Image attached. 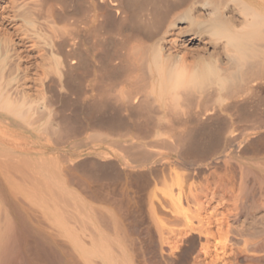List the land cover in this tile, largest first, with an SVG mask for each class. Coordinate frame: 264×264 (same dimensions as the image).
I'll use <instances>...</instances> for the list:
<instances>
[{"label": "bare ground", "instance_id": "bare-ground-1", "mask_svg": "<svg viewBox=\"0 0 264 264\" xmlns=\"http://www.w3.org/2000/svg\"><path fill=\"white\" fill-rule=\"evenodd\" d=\"M0 264H264V0H0Z\"/></svg>", "mask_w": 264, "mask_h": 264}]
</instances>
